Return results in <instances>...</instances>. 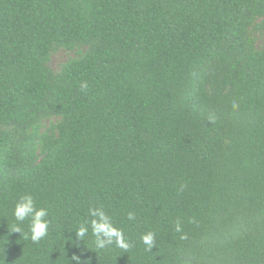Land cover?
<instances>
[{"label":"trees","instance_id":"16d2710c","mask_svg":"<svg viewBox=\"0 0 264 264\" xmlns=\"http://www.w3.org/2000/svg\"><path fill=\"white\" fill-rule=\"evenodd\" d=\"M25 194L48 210L38 244L11 233ZM89 207L127 252L76 237ZM73 255L264 264V0H0V264Z\"/></svg>","mask_w":264,"mask_h":264},{"label":"clouds","instance_id":"9594fccd","mask_svg":"<svg viewBox=\"0 0 264 264\" xmlns=\"http://www.w3.org/2000/svg\"><path fill=\"white\" fill-rule=\"evenodd\" d=\"M81 87H86V84H82ZM12 215L18 223L12 226L11 233H19L21 235V224L28 221V229L27 233H25L27 239H30L34 244H38L47 237L49 221L46 217L48 215V210L43 207L38 208L32 195L25 194L21 196L14 204ZM88 215L91 217L88 223L81 224L75 231V235L79 240L82 241L88 234L89 228H91V234L95 238L94 245L97 249L103 250L110 245H115L127 252L131 247V243L125 238L123 230L114 226L111 218L102 208L89 207ZM127 219L129 221L134 220L135 214L129 212ZM175 231L182 233L179 220L175 223ZM140 239L148 251L155 246V233L152 231L142 234ZM181 239H187V235L182 234ZM72 260L80 264L78 256L73 255Z\"/></svg>","mask_w":264,"mask_h":264},{"label":"rangeland","instance_id":"374dc122","mask_svg":"<svg viewBox=\"0 0 264 264\" xmlns=\"http://www.w3.org/2000/svg\"><path fill=\"white\" fill-rule=\"evenodd\" d=\"M261 43H262V37L258 36L257 44L261 45ZM71 56H74L73 52H66L63 49H60L52 54L49 65L54 71H58L61 65Z\"/></svg>","mask_w":264,"mask_h":264}]
</instances>
